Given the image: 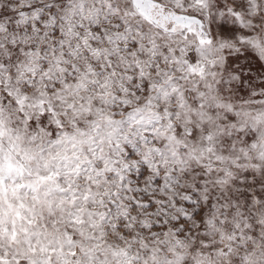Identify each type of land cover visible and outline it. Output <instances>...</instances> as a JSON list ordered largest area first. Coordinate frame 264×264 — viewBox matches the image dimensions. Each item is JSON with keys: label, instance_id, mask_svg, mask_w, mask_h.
<instances>
[{"label": "snow or ice", "instance_id": "obj_1", "mask_svg": "<svg viewBox=\"0 0 264 264\" xmlns=\"http://www.w3.org/2000/svg\"><path fill=\"white\" fill-rule=\"evenodd\" d=\"M0 264H264V0H0Z\"/></svg>", "mask_w": 264, "mask_h": 264}]
</instances>
